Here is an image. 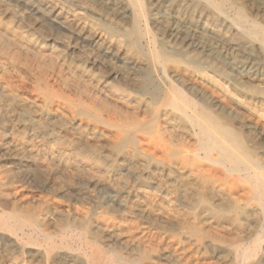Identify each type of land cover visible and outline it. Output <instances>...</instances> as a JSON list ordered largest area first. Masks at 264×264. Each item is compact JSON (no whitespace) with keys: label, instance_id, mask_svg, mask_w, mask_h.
<instances>
[{"label":"rangeland","instance_id":"rangeland-1","mask_svg":"<svg viewBox=\"0 0 264 264\" xmlns=\"http://www.w3.org/2000/svg\"><path fill=\"white\" fill-rule=\"evenodd\" d=\"M13 1L0 0V44L2 45L3 43L2 46L0 45V63L9 64L8 68L0 73V86L3 87V89H7V87L12 89V91H14L13 93L18 96V103L14 106L7 105L6 98L3 95V89L0 87V112L2 114L0 118V144L2 139L5 140V142H8L13 137L18 141H26L33 132L31 129L32 126L27 118L22 116V113L17 110L19 105L22 104V101L23 103H31L36 100L39 103H46V110L44 114H41L39 117L41 119V126H39V123H35L36 125H33L34 123L32 124L34 126V131L36 130L33 142L38 145L43 152H47L50 148L59 143L62 144L63 142L73 140V150L76 155L86 156L89 160H97L108 167L110 169V174H108L110 179L123 180L132 189L147 191L151 194L156 203V206L154 207L155 213L161 211L157 208L159 205L164 206L165 209L170 208L174 204L177 205L178 212L183 215L186 214L189 218H192V226L195 225L194 228L197 229L196 234L198 237L204 241L206 239V242L214 243V247L207 246L200 253H188L189 259L187 258L183 260V258H179V245L176 243L183 244V241L185 243L186 237L192 234L190 229L180 228L176 224L165 223L159 219L156 220L155 216L143 215L139 211L136 202H133L132 198L128 196L126 192L118 191L108 184L102 185L96 183V185L94 181L89 182L79 180L70 174L65 176L62 169L58 168L57 164L51 162L50 159L47 161L49 163L48 173H43L39 168H36V165L27 161H18L14 158L11 153L6 150L7 147H10L9 144H7L8 146L6 145V147L0 145V171L2 172H0V177H7L11 180L14 179L8 187L9 190L17 193V195H21L22 193L21 196L24 195L23 197H25L24 199L27 201V204H30L31 201L34 203H31L28 206H34L36 205V202H38V206H45L44 208H47L50 211L61 209V211H65L67 214H85L90 219V224L88 225V228L85 229L87 233L84 231L86 237H84V234L83 236H80L82 235V229L71 226L68 227L69 229H65V232L62 233L63 236L57 234L53 235L54 241L59 246L58 250L66 251V253L70 255V257L62 258V261L59 258L60 260L58 259L57 263L80 264V256H92V246L95 248H99L100 246L99 249L102 250V252L104 249L103 253L106 256H110L113 250L119 251L120 249L118 245H112L109 247L102 240L97 238L94 235V227L97 222L102 220H113L114 218L126 214L132 222L140 225L142 224V227H158V230L167 234L166 236L171 239V242L175 243V245H168L166 243L172 254L169 257H163L162 259L157 260V264H264V204L256 194L258 191V187H256L257 185L252 181V178L255 176L264 177V113L262 112V109L259 106H248L242 101L240 102L242 119H236V121L235 118H233L232 120L231 117H226L214 102H206L204 97H202L196 90L186 83H181L177 80L176 72L179 70L184 71L185 69V72L190 73L196 80L209 78L204 71L198 69L190 62L184 61L181 57L172 56L170 59L166 60L162 57L158 35L156 34L150 20L148 0H141L142 2L140 0L131 1L133 15L131 16L132 19L130 18V20L126 21L128 27L126 26L127 24L125 21H119L114 18V21L116 22L115 25L114 21H107L105 19L106 16L100 17V21H97L92 25L100 35L111 40L114 39L115 41L113 42L116 45L119 44V46H123L122 48L129 53V57L126 59L121 55H117L116 53L107 50L105 45L101 42L89 38L80 32H76L77 30L57 22L50 14L42 12L39 8L38 14L29 12L31 10L28 9L27 12H23L24 9L21 8L19 2L15 0ZM50 1L69 14H72L73 10L76 8L75 4L69 6L64 5L62 2L60 3L59 0ZM217 2H222V0H217ZM224 2V7L228 11L230 10L229 8H231V13L233 12L234 14L241 8L245 11V14L247 13L246 16L253 26L264 28V0H248V2L246 1L243 4H238V2L232 3L230 0H224ZM74 3L78 2L75 0ZM232 5L234 7H231ZM258 7L259 10H261L258 12V15H256L255 12H257ZM88 9H92V7L89 6ZM42 16L46 17L41 18ZM33 20L37 21L36 24H33ZM102 23L111 24V26L115 27L117 33L114 34V31L107 30L106 26ZM135 24L137 27L134 26ZM102 25L104 27H102ZM6 27L16 30L19 33L18 39H21L22 45L19 46L15 43L9 44L8 40H5L2 37ZM122 27L125 28L123 29ZM44 28L48 29L46 30ZM146 28L148 29L146 30ZM112 33L116 37H114ZM125 33H130V35H125ZM63 36H66L64 39H67V42L64 41ZM123 43H125V46ZM6 45H9V49L12 51V56L5 53L4 48H6ZM35 49L37 50L35 51ZM42 51L44 53H42ZM14 53L15 56L13 55ZM39 57H41V59ZM135 60L140 61L143 65L141 67L136 66L134 63ZM51 62L52 65L54 64L53 66L50 65ZM25 63L26 65H24ZM8 76L11 78L13 77L12 82H10L9 79L11 78ZM40 77L41 79H39ZM212 87L214 89L217 88L214 86ZM218 91L220 90L218 89ZM50 92H52L51 95H49ZM45 94L47 95L45 96ZM216 96L219 98L221 97V99L226 101L223 92L217 93ZM32 98L33 100H30ZM145 100H147L146 103ZM160 101H162V103ZM57 104L59 108L56 107ZM181 109L184 112H182ZM254 110H257L258 112H255ZM10 111L12 112L10 113ZM57 111L66 113L67 121H74L72 126L67 128H64L60 124L51 126L54 128V134H56L55 132L59 129L57 135H61L60 140L53 139V135L51 138L48 135L50 132L46 131L48 124L57 121L54 117V113ZM191 118L194 121H192ZM244 119L245 122L243 121ZM79 123L81 125L85 123L84 126H89L90 131L87 130L88 143H84L80 140L78 141V133L80 132V127L78 126ZM191 125L194 126V129H192L193 127H191ZM45 135L48 136L46 137ZM68 136L70 140L68 139ZM91 144L95 146L93 147ZM201 146L204 147L202 148ZM167 147L168 149H166ZM130 164L132 165L130 166ZM219 165H221V167ZM222 166L225 169L222 168ZM167 167L172 168L174 173L177 174L183 172L190 174L194 177V182L191 180L193 184L199 180L206 186L203 197L199 200H194L192 207H189L188 205L187 207L186 204H183L181 201V197L175 191L168 176H166L165 168ZM37 170L39 171L37 172ZM231 172L232 174H230ZM10 176L12 178H10ZM234 176L236 178L235 180ZM67 180L69 182H66ZM240 180L244 182L242 183ZM58 181L63 184H71L73 187L70 191H66V188L60 190L59 186L56 184ZM17 189L20 190L18 191ZM211 190L216 191L218 195L215 197ZM36 198H38V201ZM2 201L3 199L0 198V214L2 213V210H8L7 212L10 211L9 204H7V202L5 204V200L1 203ZM116 201L119 204H117ZM190 209L193 212L190 211ZM98 216H100V218H98ZM218 219L220 222H218ZM216 240H218V242ZM11 241L12 238L9 235L0 234V246L4 247L5 245H9ZM39 243L44 244L43 242ZM31 245L26 244L24 256H29L30 251L41 248L36 242L31 243ZM101 246L103 248H101ZM234 247H240V250L244 249L247 251L248 258H245L246 261L244 258L238 261L236 260V262L233 260L230 249Z\"/></svg>","mask_w":264,"mask_h":264},{"label":"bare ground","instance_id":"bare-ground-1","mask_svg":"<svg viewBox=\"0 0 264 264\" xmlns=\"http://www.w3.org/2000/svg\"><path fill=\"white\" fill-rule=\"evenodd\" d=\"M15 1L19 2L21 8L24 9L23 12H25V11L27 12V9H28V10H31L29 12H32L34 14H38V8H39L42 12L50 14L57 22L65 25V26H67L69 28H72L74 30H77L76 32H78V33L80 32V33L86 35L89 38H93V39L101 42L103 45H105L107 50L112 51V52L116 53L117 55H121L122 57H125V59L129 57L128 51H126L124 48H122L123 46L121 47V46H119V44L116 45L113 42V41H115L114 39L111 40V39H108V38L100 35V33H98V31H96V28H94L92 25L95 24L97 21H100V17H105V16H106L105 19L107 21L110 20L109 22L114 21V18L118 19L119 21H125V22L130 20L131 16L133 15L132 4H131V1H133V0H76L78 3H74L75 0H59L60 3L62 2L64 5L73 6L75 4L76 8L73 10L74 13L72 12V14H69L66 11H64L63 9L57 7L50 0H15ZM230 1H232V3H234V2L237 3L238 2V4H243L246 1L248 2V0H230ZM7 3H9V2H7ZM134 5H136V4H134ZM224 5H225L224 0H222V2H217V0H148V10H149V13H150V20H151L152 26H153L156 34L158 35V40H159V44H160V48H161L162 57L165 60L166 59H170L172 56L181 57L184 61L190 62L195 67H197L198 69H201L202 71H204V73H206L208 78H209V79H205L204 78V79H201V80H196V79H194V77L190 73L185 72V70H186L185 69L184 71H180L179 70V71L176 72L177 80H179L181 83H186L187 85L192 87L194 90H196L202 97H204L206 102H211V101L214 102V104L217 105L218 108L222 110L223 114L226 117H231L232 120H233V118H235V120H236V119H240V118L242 119V114L240 112V102H242V101H244L248 106H251V107L253 105L254 106H259L262 109V112L264 113V28H257L255 26H253L251 24L250 20L246 16L247 13L245 14V11L243 9L240 8V9L237 10V12L235 11L236 13L233 14V12L232 13L230 12L231 8H229L230 10L228 11L224 7ZM89 6L92 7V9H88ZM138 6H139V4H138ZM142 7H144V6H142ZM231 7H234V6L232 5ZM261 7H262V5H261ZM66 9H68V8H66ZM135 9H137V8H135ZM140 9H142V8H140ZM143 9H145V8H143ZM260 10H259V7H258L257 12H255L256 15H258V12ZM12 15H13V13H12ZM142 15H144V14H142ZM43 17L44 16H42L41 18H43ZM143 18H145V17H143ZM4 19H5V17H4ZM34 20H33V24H36L37 21H34ZM133 20H134V18H133ZM254 20H253V22H254ZM52 22H55V21H52ZM8 23H9V21H8ZM115 23L116 22L114 21V24ZM117 23L119 24V22H117ZM102 24H104V23H102ZM126 24H127V22H126ZM119 25H121V24H119ZM104 26H106L107 30L114 31L115 32L114 34L117 33L115 31V27L111 26V24H104ZM104 26L102 25V27H104ZM126 26L128 27V24ZM134 26L137 27L136 24ZM149 27H150V25H149ZM41 28H42V25H41ZM44 29L47 30L48 28H44ZM147 29L148 28H146V30ZM103 30H104V28H103ZM140 30H141V28H140ZM149 31H150V29H149ZM104 32H106V31H104ZM121 32H123V31H121ZM130 33L129 34L125 33V35L126 34L130 35ZM18 34L19 33L16 30H13V29H11L9 27H6L5 31L2 34V37L5 40H8L9 44L10 43L11 44L15 43V44H18L20 46V45H22V41H21V39H18V36H19ZM114 34H113V36L116 37ZM134 36H135V34H134ZM65 37L63 36V39ZM107 37H108V35H107ZM119 38H120V36H119ZM66 40L64 39V41H66ZM123 44L125 46V43H123ZM2 45H3V43H2ZM5 47L6 48L3 47L5 53H7V55L9 54V55L12 56V51H11V49H9V45L8 46L6 45ZM32 47H33V45H32ZM36 50L37 49H35V51ZM33 53H36V52H33ZM42 53H44V52L42 51ZM111 53H109V54H111ZM13 55L15 56V53ZM155 55H157V54H155ZM41 57H39V58L41 59ZM49 57H50V54H49ZM25 58H24V60H25ZM19 59H20V57H19ZM42 60H43V58H42ZM0 61H1V59H0ZM34 61H36V60H34ZM43 63H44V61H43ZM47 63H48V61H47ZM134 63L138 67H141L143 65L138 60H135ZM11 64H12V61H11ZM8 65H9L8 63L6 64V63H2L1 62L0 63V73L5 71L8 68ZM24 65H26V63ZM31 65H33V64H31ZM50 65H52V62H51ZM27 66H28V62H27ZM39 70H41V69H39ZM161 70H163V69H161ZM10 71H12V70H10ZM114 71H115V69H114ZM20 73H21V71H20ZM216 73L217 74L219 73V74L217 75ZM40 74H42V73H40ZM80 76H81V73H80ZM41 77L39 79H41ZM129 77H127V78H129ZM9 78H11V77H9ZM12 79H13V77L11 79H9L10 82H12ZM77 79H78V77H77ZM37 81H38V79H37ZM45 84H43V85H45ZM166 86H168V85H166ZM212 86L217 87V88L214 89ZM42 87H40V88H42ZM1 88L3 89V87H1ZM218 89L220 91H218ZM165 90H166V87H165ZM13 92L14 91H12V89H10L8 87H7V89H3V95L6 98L7 105H9V106H14L16 103H18V100H17L18 96H16ZM219 92H223V96H224V98H226V101L224 99H221V97L219 98V97L216 96L217 93H219ZM51 94H52V92L49 93V95H51ZM38 95H39V93H38ZM46 95L47 94H45V96ZM21 96H22V94H21ZM23 96H25V95H23ZM162 96H164V95H162ZM81 97H79V98H81ZM118 99H119V97H118ZM30 100H33V98L30 99ZM159 100H160V98H159ZM146 101L147 100H145V103H146ZM179 101H181V100H179ZM40 102H42V101H40ZM160 102L162 103V101H160ZM18 105H17V107H18ZM166 105H167V103H166ZM46 106H47L46 103H39L38 101L35 100V101H32L31 103H23V101H22V104H20L19 107L17 108V110H19L22 113V116H25L27 118V120L29 121V123L32 126L31 129H32L33 132L32 133L30 132L31 134L29 133L30 136H29L28 139H26V141H18L14 137L11 140H9L8 142H5V140L2 139V142H1L0 145L6 147V145L9 144L10 147H7L6 150L8 152H10L11 155L14 158H16L18 161H27L29 163H32V164L36 165V168L37 169L39 168L43 173L44 172L48 173V165H49V163L47 161H48V159H50L51 162L57 164L58 168L62 169V172H63V174L65 176L70 174V175H73V177H76L79 180L89 181V182L90 181H94L95 184L97 183V184H102V185L103 184H108L109 186L113 187L114 189H116L118 191L126 192L128 194V196H130L132 198L133 202H136V204L138 206V209L141 212V214L146 215V216H155L156 220L159 219V220H161V221H163L165 223L176 224L180 228L190 229L192 231V234H190V235H188L186 237L185 243H184V241H183V244L182 243H176L177 245H179V250H178L179 258H183V260L187 259L189 257L188 253L190 254V252H192V253L196 252V254H197V253L202 252V250L205 249V247H207V246H213L214 247V243L213 242H206V239L204 241V240H202V239H200L198 237V235L196 234L197 229L194 228L195 225L192 226L193 225L192 224L193 223L192 218H189V216H187L186 214L183 215L182 213L178 212L177 211V209H178L177 205L174 204L170 208L167 207L168 209H165L164 206L159 205L157 208H159V210H161V211L160 212L157 211L158 213H155L154 207L156 206V203H155V200H154V198L152 197L151 194H149L147 191H141V190L132 189L123 180H117V179L116 180L115 179L112 180V179H110V177L108 176V174H110V169L108 167H106L105 165H103L102 163H100L97 160H89V159H87L86 156H79L78 154L76 155V153L73 150L74 141L70 140L69 136H68V139L70 141L63 142L62 144L59 143L56 146L50 148L47 152L44 151L45 152L44 153L42 151V149H40L39 146L36 145L33 142L34 141L33 137L36 135V132H35L36 130L34 131V129H33L34 126L33 125H36L35 123H37V124L39 123L40 124L41 119L39 117L41 116V114H44V112L46 110ZM56 107H58V104L56 105ZM79 107H80V105H79ZM187 110H186V112H187ZM11 112L12 111H10V113ZM182 112H184V111L182 110ZM255 112H258V111L256 110ZM199 113H201V112H199ZM85 114H86V112H85ZM218 114H219V112H218ZM1 115L2 114L0 112V118H1ZM54 117L57 119V121L54 119L56 121L55 123L48 124V127L46 128V131L50 132V133H48V135L51 138H52V135H53V139L60 140L61 139V137H60L61 135L60 134L57 135V131L59 129L55 132L56 134H54V128H52L51 126H54L55 124H60L64 128H67V127H71L74 121L73 122L72 121H67L68 119L66 118V113H63V112H60V111L55 112L54 113ZM46 118H47V116H46ZM196 118H197V116H196ZM245 119L243 120L244 122H245ZM79 120H81V119H79ZM114 120H113V122H114ZM189 120H190V118H189ZM192 121H194V120L192 119ZM24 123H25V121H24ZM44 123H47V122H44ZM84 124L83 125H81L80 123L78 124V126L80 127V132L78 133L79 134L78 141L80 140V141H82L84 143H88L89 140H88V137H87V130H89V126L88 125L84 126ZM39 126H41V124ZM191 127H193L192 129H194V126L191 125ZM63 131H64V129H63ZM16 133H17V131H16ZM175 133H176V131H175ZM125 134H126V132H125ZM66 135H68V134H66ZM53 139H51V140H53ZM214 139H216V138H214ZM76 141H77V139H76ZM221 141H222V139H221ZM52 142H54V141H52ZM82 142H81V144H82ZM133 142H134V140H133ZM90 143H91V141H90ZM225 143H226V141H225ZM160 148H162V147H160ZM166 149H168V147ZM130 150H131V148H130ZM175 151H176V149H175ZM201 152H202V150H201ZM147 157H148V154H147ZM166 162H168V161H166ZM214 163H215V161H214ZM22 164H23V162H22ZM131 165L132 164H130V166ZM219 166L221 167V165H219ZM222 168H224V167L222 166ZM227 168H228V166H227ZM257 170H258V168H257ZM38 171L39 170H37V172ZM165 171H166V176H168V179L173 184V187H174L175 191L181 197V201L183 202V204L185 203L186 206L188 205L189 207H192L193 206L192 203H193L194 200H199V199H201L203 197L204 190H205L206 186L201 181H199V180L196 181V179H195L196 182H195V184H193L192 181L194 182V179H193L194 177H192L190 174H187V173H184V172L180 173V174L174 173L173 169L170 168V167L165 168ZM224 171H226V170H224ZM54 173H55V171H54ZM230 174H232V172ZM4 175H6V174H4ZM237 177H238V175H237ZM10 178H12V177L10 176ZM235 179L236 178L234 176V180ZM252 179H253L252 181L257 185V186L255 185V186L258 187V191H257L256 194L259 196V199L264 204V177L255 176ZM12 180H14V179H12ZM12 180L7 178V177H2V176L0 177V198L3 199V201L5 200V204L7 202V204H9V206H10V211L9 212H7L8 210L7 211H3L2 210V213L0 214V234H3V235L7 234V235H9L12 238V241L9 243V245H5L4 247L0 246V264H58L57 262H58L59 258L62 261V258H66L68 256L70 257V255H68L66 253V251L58 250L59 246L54 241L53 235L57 234V235L63 236L62 233L65 232V229L71 226V227H76V228L82 229L83 230V231H81L82 235H80V233H79V235L83 236V234L86 232L85 229L88 228V225L90 224V219L87 217V215H85V214H75V213L74 214H67L65 211H61V209L60 210L50 211L47 208L45 209L44 208L45 206L44 207L38 206V202H36V205H34V206H28V205H30L33 202L31 201L30 204H27V201L24 199L25 197H23L24 195L21 196L22 193H21V195H17V193L9 190L8 187L13 182ZM69 180H70V178H69ZM66 182H69V181L67 180ZM162 183H163V181H162ZM56 184L59 186L60 190L66 188V191L67 190L70 191V189H72V187H73L71 184H65L64 183L65 184L64 185L62 182H59V181ZM64 186H67V187H64ZM17 190H16V192H17ZM166 191H167V189H166ZM211 191H212V194L215 197L218 195L216 191H213V190H211ZM27 193H26V195L28 196ZM171 193H172V191H171ZM236 196H238V195H236ZM34 199H35V197H34ZM36 199L38 201V198H36ZM122 200H123V198H122ZM3 201L1 203H3ZM207 202H208V200H207ZM116 203H117V201H116ZM117 204H119V203H117ZM222 206H221V208H222ZM106 209H108V208H106ZM190 211H192V210L190 209ZM200 212H202V211H200ZM197 215H198V213H197ZM141 216H139V217H141ZM253 217H254V215H253ZM98 218H100V216H98ZM111 218H113V217H111ZM241 221H242V219H241ZM218 222H220L219 219H218ZM207 223H209V222H207ZM141 225L138 224V223L132 222L126 216V214L122 215V216H120L118 218H114L113 220H102L100 222H97L95 227H94V235L97 238H99L100 240H102L109 247H111L112 245H118L120 250L119 251H117V250L114 251L113 250V252H111L112 254L110 256L108 254H107L108 256H106L103 253L104 249H103V252H102V250L99 249L100 248L99 245H98L99 248L98 247L95 248V247L92 246V249H91V250H93L92 251L93 252L92 256H86V255L80 256L79 257L80 264H119V263H122V264H157V260H160L163 257L166 258V257L171 256L172 253L170 252V248L168 247V245H175V243L171 242V239L166 236L167 234H165L164 232H161L160 230H158L157 229L158 227L157 228L156 227H148V226L142 227ZM229 228H228V230H229ZM210 229H211V227H210ZM167 231H171V230H167ZM76 232H78V231H76ZM208 232H210V231H208ZM177 234H179V233H177ZM181 235H183V234H181ZM84 237H86V235ZM226 239H227V237H226ZM173 240H174V237H173ZM177 240H179V239H177ZM177 240H176V242H177ZM216 241L218 242V240H216ZM34 242H36L38 245H40L41 248L34 249V250L30 251L29 256H24L25 255L24 251L26 249V244L31 245V243H34ZM39 242H43L44 244H40ZM77 244H78V242H77ZM31 246H33V245H31ZM81 246H82V244H81ZM101 248H103V247L101 246ZM239 248L238 247H234V248L230 249V253H231L232 257H233V260H235V262H236V260L238 261V260L243 259V258L245 259L247 257V254H248L246 250L243 249L244 250L243 251V250H240ZM251 249H253V248H251ZM172 252H174V251H172ZM82 253H83V251H82ZM253 258H252V260H253ZM199 259H200V257H199ZM173 260H174V258H173ZM245 261H246V259H245ZM206 262L209 263L208 261H206ZM228 262H230V261H228ZM163 263H165V262H163ZM216 264H218V263H216Z\"/></svg>","mask_w":264,"mask_h":264}]
</instances>
